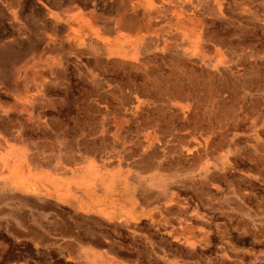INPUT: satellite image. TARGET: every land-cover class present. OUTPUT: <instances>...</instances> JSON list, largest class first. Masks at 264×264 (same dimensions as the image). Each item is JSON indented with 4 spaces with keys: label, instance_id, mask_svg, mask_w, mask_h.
<instances>
[{
    "label": "rangeland",
    "instance_id": "rangeland-1",
    "mask_svg": "<svg viewBox=\"0 0 264 264\" xmlns=\"http://www.w3.org/2000/svg\"><path fill=\"white\" fill-rule=\"evenodd\" d=\"M13 175L96 247L213 198L197 261L264 264V0H0V190Z\"/></svg>",
    "mask_w": 264,
    "mask_h": 264
},
{
    "label": "crops",
    "instance_id": "crops-1",
    "mask_svg": "<svg viewBox=\"0 0 264 264\" xmlns=\"http://www.w3.org/2000/svg\"><path fill=\"white\" fill-rule=\"evenodd\" d=\"M112 25L114 30L119 27L116 21ZM14 176L17 178L19 175H13V179ZM18 182L21 185L10 191L0 190V264H84L85 259L96 254L105 258L109 264H153L155 261L157 264H200L196 259L200 258L197 250H206L211 245H202L206 241L198 236L204 233L218 234L221 230V222L216 219L218 210L221 209L217 206V201L192 195L183 201L169 200L168 204L174 207L169 206L165 212L169 215L168 220L161 222L159 215L152 216L151 221L146 222L149 225L146 227L147 231L138 226L135 228L137 230L121 227L124 228V234L138 237V242H128L121 234L115 233V236L103 237L96 247L83 234L75 217L63 211L58 198L52 200L42 194L33 196L29 193V188L25 187V179L19 176ZM2 186L5 185H0ZM151 198L152 203H156L159 195L152 194ZM136 201H140L139 208L143 212L145 198L141 197ZM176 206L188 208L187 213L180 211L175 215L173 210ZM200 207L206 210L200 211ZM126 216L123 214L120 219ZM141 217L144 219L143 213ZM108 218L110 220V215H107ZM174 218L176 221L185 218L187 226L173 224L171 219ZM118 219L113 222L114 226L125 224ZM152 234L164 235V242H160L159 237L155 238ZM181 234L184 236L179 239ZM185 235L189 238H185ZM144 240L147 242L144 243ZM144 250L148 254L146 263L141 259Z\"/></svg>",
    "mask_w": 264,
    "mask_h": 264
},
{
    "label": "bare ground",
    "instance_id": "bare-ground-1",
    "mask_svg": "<svg viewBox=\"0 0 264 264\" xmlns=\"http://www.w3.org/2000/svg\"><path fill=\"white\" fill-rule=\"evenodd\" d=\"M117 94V93H116ZM63 233V232H62Z\"/></svg>",
    "mask_w": 264,
    "mask_h": 264
}]
</instances>
